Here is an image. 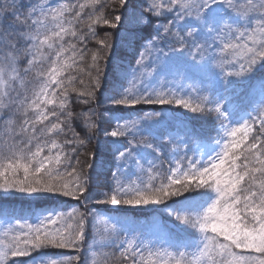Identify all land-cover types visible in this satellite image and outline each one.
<instances>
[{
  "label": "snow or ice",
  "instance_id": "1",
  "mask_svg": "<svg viewBox=\"0 0 264 264\" xmlns=\"http://www.w3.org/2000/svg\"><path fill=\"white\" fill-rule=\"evenodd\" d=\"M17 195L0 264H264V0H0Z\"/></svg>",
  "mask_w": 264,
  "mask_h": 264
},
{
  "label": "trees",
  "instance_id": "2",
  "mask_svg": "<svg viewBox=\"0 0 264 264\" xmlns=\"http://www.w3.org/2000/svg\"><path fill=\"white\" fill-rule=\"evenodd\" d=\"M84 2V0H81ZM102 34V33H101ZM87 78L85 77V80ZM76 111H79V107L75 108ZM71 133H69V136ZM63 139V137H61ZM32 204V201L24 198L23 196L17 195L16 197H1L0 200V210L6 209L9 213H15L18 215H23L24 210H27Z\"/></svg>",
  "mask_w": 264,
  "mask_h": 264
},
{
  "label": "rangeland",
  "instance_id": "3",
  "mask_svg": "<svg viewBox=\"0 0 264 264\" xmlns=\"http://www.w3.org/2000/svg\"><path fill=\"white\" fill-rule=\"evenodd\" d=\"M0 200H1V197H0ZM10 214H12V212H10Z\"/></svg>",
  "mask_w": 264,
  "mask_h": 264
}]
</instances>
